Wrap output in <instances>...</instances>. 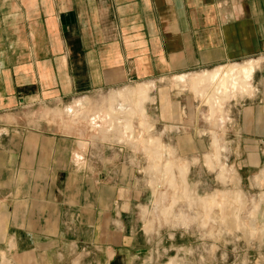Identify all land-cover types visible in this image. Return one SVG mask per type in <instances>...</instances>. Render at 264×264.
Segmentation results:
<instances>
[{
    "label": "crops",
    "instance_id": "1",
    "mask_svg": "<svg viewBox=\"0 0 264 264\" xmlns=\"http://www.w3.org/2000/svg\"><path fill=\"white\" fill-rule=\"evenodd\" d=\"M248 61L256 63L252 88L235 96L254 91L259 102L250 106L258 109L264 107V0H0V248L12 264H74L82 255H92L95 264H133L147 252L131 251L143 233L138 209L144 190L136 171L118 154L98 164L94 149L77 151L83 146L76 137L50 132L45 121H13L15 110L35 102L59 107L66 98L73 103L88 98L83 94L139 81L148 85L141 120L153 129L146 102L161 78L173 76V86L176 76L178 87V75ZM172 86L158 88L156 98L162 118L179 120V105L169 98ZM204 86L200 96L221 115L212 120L207 113L206 119L223 123L222 96L231 93ZM133 88L111 89L102 114L106 125H100L104 137L114 129L126 143L133 137L125 118ZM150 142L159 144L146 139L144 145ZM210 144L215 153L204 154L207 165L220 154L214 135ZM154 151L158 161L150 157V175H170L160 165L167 154ZM175 203L165 207L172 213Z\"/></svg>",
    "mask_w": 264,
    "mask_h": 264
},
{
    "label": "rangeland",
    "instance_id": "2",
    "mask_svg": "<svg viewBox=\"0 0 264 264\" xmlns=\"http://www.w3.org/2000/svg\"><path fill=\"white\" fill-rule=\"evenodd\" d=\"M255 65L248 61L239 66H227L231 68L226 70L229 76L225 91L233 97L231 94L227 98L222 96L221 113L226 114V119L219 120L223 123L218 125L214 121L211 124L206 115L209 113L211 119L216 120V115L221 116L217 113L219 111L215 112L207 99L200 96L201 90L202 93L205 91L204 84L211 80L210 72L206 71L178 75L182 79L178 80V87L174 85L176 76L173 86V76L161 78L156 83L151 95L149 92L152 100L146 102V114L153 129L149 128L146 119L141 120L142 115L135 110L130 100L131 111L128 117L125 114L130 126L128 130L133 135L129 143L120 140V134L115 129L104 137L100 125H106L102 114L108 105L109 93L135 87L139 81L86 93L83 95L88 98L75 99L73 103L70 98H66L64 105L59 107L54 102L28 104L25 108L15 110L12 120L31 126H36L40 120L45 121L50 132L74 136L78 142L81 141L83 148H77L81 154L90 148L94 149L96 154L101 155L98 164L105 157L111 154L117 157L118 154L130 172L136 171L144 190L138 209L143 233L138 232L131 251H136L137 256L145 249L147 252L139 259H134L133 264H264V107L255 109L250 106L252 102H259L254 91L251 95L236 98L237 94L249 93V88H252L249 79ZM230 69H236L234 74L239 80L240 88L235 90ZM243 70H249V76H246L247 73L243 75ZM199 76L206 79L204 82L202 79L199 84L201 90L191 80ZM217 84L219 86L216 89L223 92L220 83ZM252 85L254 87V83ZM168 86H172L169 87L170 101L179 105L177 110L174 108L180 113L179 120L161 117L157 90ZM134 119H138L139 125ZM153 135H159L165 145L171 146L178 158ZM213 135L218 143L216 151L220 154L214 155L215 159L211 157L213 165L210 160L207 165L204 154L210 151L215 153L213 144V148L210 144ZM146 139L157 140L159 144H156V148L163 155L167 151L160 165L162 172L170 175H150L155 171L150 170L152 154L148 153L150 149L144 145ZM138 140L140 143L134 142ZM116 141L118 145H114ZM169 161L184 166L182 173L186 181L181 178L177 168H173L172 172L166 170ZM180 179L182 183H187L186 189L184 184V188L180 187ZM212 194L218 200L216 205L207 204L208 195ZM169 202H176L172 213L165 207ZM3 227L0 225V231ZM6 253L0 248V264H12V256ZM74 264L95 263L92 255H82Z\"/></svg>",
    "mask_w": 264,
    "mask_h": 264
},
{
    "label": "bare ground",
    "instance_id": "3",
    "mask_svg": "<svg viewBox=\"0 0 264 264\" xmlns=\"http://www.w3.org/2000/svg\"><path fill=\"white\" fill-rule=\"evenodd\" d=\"M227 68V69H225ZM229 68L231 67H220V68H217L215 69L212 73H210V81H209V86L211 89H214V88H217L219 85L217 83H220V86L223 88V90L226 89V81L228 79V72L226 70H228ZM245 69V68H244ZM232 69H230L229 71H231ZM244 73L243 75L247 73L246 76H249V73L250 71L249 70H243ZM179 81H181L182 79L180 78V76L177 77ZM203 79V82L206 81V79L203 77V76H199V77H195L194 79H191L193 81V83H195L198 87L199 84H201V80ZM187 81V80H185ZM184 81V82H185ZM148 90V85L147 84H137V86H135L131 92H130V97H129V100H131V102L134 104V107H135V110L139 111V113L141 115L144 114V110H143V101L146 99V92ZM224 94V93H223ZM115 95V94H114ZM116 97L119 98V100H121V95L120 93H116ZM205 99H207V97H204ZM120 107H122V103H120ZM131 110L129 109V112ZM112 115L116 116L115 113H112ZM148 146V148L150 150H148V153H151L152 156L154 157V159H156L158 161V154L155 153L154 150H156V145L153 144V143H147L146 144ZM145 145V146H146ZM150 146V147H149ZM165 154H168L167 151ZM170 165V166H168ZM168 165H167V169L168 171H171L173 168H177L179 173L181 174V178L184 180L185 179V176L183 175L182 171L184 169V166H181V165H178L177 163H172V162H168ZM172 172V171H171ZM171 177V176H170ZM185 182V181H184ZM184 184L182 183L181 181V185ZM187 184V183H185ZM184 184V185H185ZM183 186V185H182ZM184 188V186H183ZM185 189H186V185H185ZM183 190V189H182ZM184 191V190H183ZM186 196V195H185ZM184 196V197H185ZM210 203L212 205V203H214V205H216L218 203V200L216 199V195L212 194V195H208V199H207V204ZM216 203V204H215ZM220 204V203H219ZM218 204V205H219ZM209 205V204H208ZM217 205V206H218ZM222 205H220L221 207ZM219 207V206H218ZM211 208V207H210ZM209 208V209H210ZM166 213V212H165Z\"/></svg>",
    "mask_w": 264,
    "mask_h": 264
}]
</instances>
